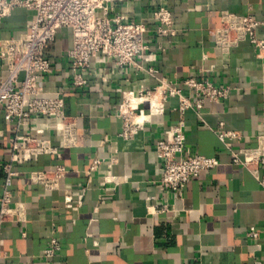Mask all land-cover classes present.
<instances>
[{
    "label": "crops",
    "instance_id": "crops-1",
    "mask_svg": "<svg viewBox=\"0 0 264 264\" xmlns=\"http://www.w3.org/2000/svg\"><path fill=\"white\" fill-rule=\"evenodd\" d=\"M111 7L112 17L148 29V50L137 60L141 73L100 55L85 75L87 86L76 89L67 58L71 32L60 30L45 52L53 71L41 84L49 96L62 97L66 114L76 119V148L10 164L12 144L22 131L0 108V199L7 177L2 166L10 164L12 205L21 204L25 215L24 222L2 228L0 264H264V191L251 172L233 162L235 154L264 138V50L245 42L224 53L214 42L224 13L264 21V0H112ZM158 8L171 12L175 37L156 33ZM34 21V12L15 9L0 23V41L19 38ZM257 37L264 41V27ZM6 75L0 58V82ZM189 79L228 89L229 96L205 102L201 114H180L179 99L170 98L133 140L119 139L124 93L164 81L194 98L184 86ZM179 124L189 154L216 158L219 166L178 192L162 191L156 143ZM50 125L34 117L23 132L46 129L44 137L58 146ZM221 130L238 135L226 141L229 147L218 137ZM95 161L100 164L91 171ZM59 166L66 173L56 191L30 183L31 172ZM80 189H85L80 207L67 208L65 197ZM53 238L61 249L47 259L43 253Z\"/></svg>",
    "mask_w": 264,
    "mask_h": 264
},
{
    "label": "built area",
    "instance_id": "built-area-1",
    "mask_svg": "<svg viewBox=\"0 0 264 264\" xmlns=\"http://www.w3.org/2000/svg\"><path fill=\"white\" fill-rule=\"evenodd\" d=\"M111 3L112 0H0V23L17 8H25L35 14L34 24L26 33L16 39L0 41V58L7 69L5 79L0 82V108L5 119L15 122L18 130L22 131L12 144L10 164L36 162L41 156L57 155L61 150L78 146L76 119L66 114L63 98L49 96L41 84V80L53 71L45 52L54 44L60 30L67 29L72 35V47L67 52V58L76 89L87 86L85 75L91 61L100 55H103L104 60L113 59L121 68H133L140 73L143 71L137 60H142L148 50L144 42L148 29L143 24L126 23L121 17H112ZM153 19L157 24L158 35L176 36L173 16L169 10L158 8ZM261 27H264V21L255 20L251 16L224 13L221 26L214 34L215 45L222 52L229 53L241 43L247 42L261 52L264 50V41L257 37ZM184 86L192 91L194 98L184 95L177 85L164 81L149 90L124 93L118 112L123 122L119 139L133 140L152 116L163 113L164 105L170 98L179 99L180 114L189 110L201 114L205 102L218 103L229 96L228 89L215 87L208 81L189 79L184 82ZM152 99H156L154 106ZM34 117L50 122L47 129L59 136L58 146L44 137L46 129L39 128L34 135L23 132L31 125ZM218 137L229 147L226 141L238 135L221 130ZM156 156L163 163V175L159 181L162 191L178 192L201 173L219 166L216 158L189 154L182 124L171 128L167 138L156 143ZM115 162L112 160L111 164ZM233 162L251 172L264 191V138H260L255 148L235 154ZM10 164L2 166L7 177L0 199V234L5 225L25 221L23 206L12 205L9 188L15 173L11 171ZM99 164V161H95L91 171H95ZM65 173V168L61 166L52 171H34L30 173V183L53 192L58 189ZM84 192L85 189H80L76 197L66 196V207H80ZM249 235L257 238L256 234ZM60 249V243L53 238L43 256L54 258ZM3 257L4 254L0 252V259Z\"/></svg>",
    "mask_w": 264,
    "mask_h": 264
},
{
    "label": "bare ground",
    "instance_id": "bare-ground-1",
    "mask_svg": "<svg viewBox=\"0 0 264 264\" xmlns=\"http://www.w3.org/2000/svg\"><path fill=\"white\" fill-rule=\"evenodd\" d=\"M151 103L153 104V106L156 104V99H152Z\"/></svg>",
    "mask_w": 264,
    "mask_h": 264
}]
</instances>
